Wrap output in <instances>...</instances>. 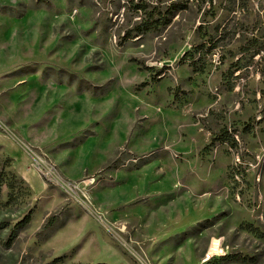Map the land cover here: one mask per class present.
<instances>
[{
	"label": "rangeland",
	"instance_id": "374dc122",
	"mask_svg": "<svg viewBox=\"0 0 264 264\" xmlns=\"http://www.w3.org/2000/svg\"><path fill=\"white\" fill-rule=\"evenodd\" d=\"M10 173L0 264H264V0H0Z\"/></svg>",
	"mask_w": 264,
	"mask_h": 264
},
{
	"label": "trees",
	"instance_id": "16d2710c",
	"mask_svg": "<svg viewBox=\"0 0 264 264\" xmlns=\"http://www.w3.org/2000/svg\"><path fill=\"white\" fill-rule=\"evenodd\" d=\"M149 28H152V26H148V28H146V29H149ZM5 177H6V178H1V176H0V196H1V189H2V186H3L4 184H6L7 187L9 188V190H10V192H9V199H11V200H15V201H16V199H17V197H18V192H19L20 189H21V188H20L21 184L18 185L17 177H16V175L13 174V173H10V175L7 174ZM21 187H22V186H21ZM27 193H28V192H27ZM29 219H30L29 216H27V217H26V221L28 222Z\"/></svg>",
	"mask_w": 264,
	"mask_h": 264
}]
</instances>
